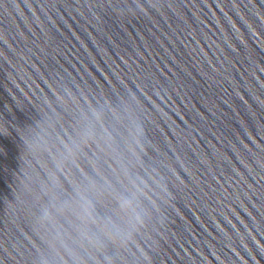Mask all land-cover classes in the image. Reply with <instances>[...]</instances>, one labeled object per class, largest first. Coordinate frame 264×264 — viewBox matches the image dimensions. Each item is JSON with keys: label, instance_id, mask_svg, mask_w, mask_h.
<instances>
[{"label": "clouds", "instance_id": "9594fccd", "mask_svg": "<svg viewBox=\"0 0 264 264\" xmlns=\"http://www.w3.org/2000/svg\"><path fill=\"white\" fill-rule=\"evenodd\" d=\"M47 214V213H46Z\"/></svg>", "mask_w": 264, "mask_h": 264}]
</instances>
